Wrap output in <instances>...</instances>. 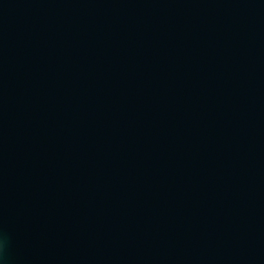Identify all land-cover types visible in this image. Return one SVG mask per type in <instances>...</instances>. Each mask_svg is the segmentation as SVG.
Returning a JSON list of instances; mask_svg holds the SVG:
<instances>
[{"label": "water", "instance_id": "water-1", "mask_svg": "<svg viewBox=\"0 0 264 264\" xmlns=\"http://www.w3.org/2000/svg\"><path fill=\"white\" fill-rule=\"evenodd\" d=\"M0 264H264V0H0Z\"/></svg>", "mask_w": 264, "mask_h": 264}]
</instances>
